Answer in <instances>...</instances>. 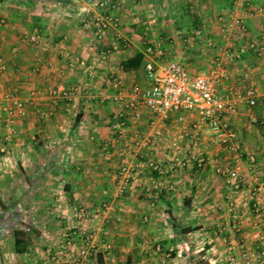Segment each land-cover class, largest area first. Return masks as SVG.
Instances as JSON below:
<instances>
[{
    "label": "crops",
    "instance_id": "obj_1",
    "mask_svg": "<svg viewBox=\"0 0 264 264\" xmlns=\"http://www.w3.org/2000/svg\"><path fill=\"white\" fill-rule=\"evenodd\" d=\"M114 1L119 4L120 25L98 40L78 0H0V16L6 20L0 27V60L6 66L0 76V141L5 133L3 110L11 105L6 95L33 100L15 116V137L0 160V199L7 207L0 209V264H73L83 241L75 237L71 246L66 245L71 224L98 231L89 264H228L223 241L231 236V219L225 209L224 181L214 174L215 161L240 169L243 190L235 202L243 222L241 238L264 264L258 254L264 243L256 240L264 232V220L256 219L249 193L256 182L264 183V56L248 52L231 60L228 55L260 37L264 16L256 10L264 7V0L242 5L245 33L226 30L232 0ZM32 31L47 38V50L21 42V35ZM117 33L129 42L128 48L116 42ZM145 40L162 44L164 56L158 63L178 62L191 75L224 65L226 78L216 91L234 105L225 120L236 134L239 157L225 153L203 125L196 135L183 137L198 121L194 112L171 113L164 128H156L160 136L154 145L143 146L153 121L143 105L138 115L126 112V138L117 141L110 123L124 106L111 99L100 102V96L113 94L104 79L117 76L127 89L147 88L144 61L140 69L122 68V62L143 54ZM73 59L79 63L74 69ZM58 88L80 93L52 105L48 94ZM254 88L262 96L249 109L246 92ZM254 118L258 123H252ZM104 141L110 142L111 153L102 150ZM119 147L126 149L122 158L115 156ZM191 154L204 157V169L190 165L159 175L147 168L148 161L165 167L173 156ZM124 163L140 172L141 187L132 185L117 198L116 177ZM153 181L172 185L173 192L164 191L154 202L145 191ZM57 200L68 222L58 218ZM79 209L89 211V217L75 220ZM14 217L34 231L23 254L14 251ZM220 227L226 228L223 234Z\"/></svg>",
    "mask_w": 264,
    "mask_h": 264
},
{
    "label": "built area",
    "instance_id": "obj_2",
    "mask_svg": "<svg viewBox=\"0 0 264 264\" xmlns=\"http://www.w3.org/2000/svg\"><path fill=\"white\" fill-rule=\"evenodd\" d=\"M83 5L86 12V24L96 31V38L102 40L106 33L111 30H116L120 25L118 17L119 4L114 0H78ZM233 10L231 12V20L228 22L227 29L239 28L241 32H247L244 19L241 17L242 5L249 7V0H232ZM256 12L264 16V7L257 8ZM6 25V20L0 16V27ZM200 35V32L196 35ZM115 40L120 43L122 47L128 48L129 42L125 40L119 33L116 34ZM21 42L26 45H31L41 50H47L49 47L48 40L38 31L22 36ZM61 51L64 52V46L61 45ZM15 53V50L13 51ZM248 52L255 53L258 56H264V29L258 39L249 41L245 45L239 47L232 54H228L231 60L238 59ZM109 53V52H107ZM105 54V53H104ZM69 57L68 52L63 54ZM107 55V54H106ZM105 55V56H106ZM164 51L160 42L150 43L148 40L144 42L143 57L144 70L148 87L143 89L139 85H134L131 89L123 84L117 76H110L104 79V84L110 89L113 94L100 96V102L104 103L111 99L116 103H123V109L115 114L110 123V129L116 135L117 141L126 138V128L128 123V111L134 112L138 115L137 110L140 105L145 106L153 115V121L150 125V134L144 141L145 147L153 146L155 137L160 136L156 128H164L171 113L178 112H194L198 115V121L194 123L191 128L192 132H184L183 137H192L196 135L201 125L205 126L215 137L217 142L225 149L228 154L239 157L240 145L237 141L235 132L231 129L230 124L225 120L227 113L234 112V105L226 99L217 95V87H219L226 78V69L224 65L217 63L212 66L208 72L202 74L191 75L180 63L174 61H165L158 63L157 60L162 59ZM74 60V61H73ZM71 66L79 65L73 59ZM6 66L0 60V76L5 73ZM78 90L74 89H53L48 94V99L52 105H57L61 100L70 101L77 96ZM262 95L258 89H249L246 92L247 106L253 109L257 106V99ZM11 105L6 107L3 111L5 118V133L0 141V160L6 154L7 144L11 143L16 134V129L13 126V119L16 115L23 114L26 104L32 103L16 99L12 95H6ZM44 118L46 114L42 115ZM252 123H258L257 119H253ZM260 123V122H259ZM192 133V134H191ZM110 142L104 141L102 143V150L104 153H111L109 150ZM126 149L117 148L115 156L118 158L124 157ZM254 159H250V165L253 166ZM190 165H196L199 169H204L206 160L203 156L198 154L188 155L182 158L179 155L173 156L167 163V166H162L156 161H149L147 168L156 172L159 175L167 173L166 169H174L175 167L187 168ZM214 174L224 181L227 192L225 209L230 215L231 222L229 229L231 236L224 239L226 246L228 264H259V260L255 253L248 250L246 243L241 238V228L243 225L239 217L237 204L235 202L236 196L240 195L243 190V178L240 174V169L237 167L224 166L222 164L214 163ZM140 172L131 165L123 164L117 173L116 177V197L122 198L132 185L141 187L138 182ZM173 186L167 185L162 187L156 181L150 182L145 188L147 193H150L152 200L155 202L165 192H173ZM253 204L251 208L255 213L258 221L264 220V197H259V194H264V183L256 182L249 190ZM252 201V199H251ZM59 203V201H56ZM250 204L245 202L244 206ZM58 207V218L68 222V216L63 210ZM109 207H104L108 210ZM90 212L86 209H79L74 219L83 221L87 219ZM69 226V225H68ZM225 227L219 228V233L225 232ZM71 233L70 238L66 241V245L71 246L75 237H81L83 245L78 252V261L73 264H89V260L96 252V239L98 231H84L76 224H71L68 228ZM256 240L259 243H264V232L256 235ZM264 257V251H260ZM55 260V257H53Z\"/></svg>",
    "mask_w": 264,
    "mask_h": 264
},
{
    "label": "trees",
    "instance_id": "obj_3",
    "mask_svg": "<svg viewBox=\"0 0 264 264\" xmlns=\"http://www.w3.org/2000/svg\"><path fill=\"white\" fill-rule=\"evenodd\" d=\"M143 54L139 53L136 54L131 59H128L124 62H122V68L124 70H136L140 69V67L143 64ZM0 209L6 210L7 207L4 205V203L0 199ZM16 218H13L12 224V236L14 238V251L16 254H23L26 253L27 248L31 242L32 235L34 231L29 226H25L23 224H20L16 222ZM18 223V224H17ZM17 225V226H16Z\"/></svg>",
    "mask_w": 264,
    "mask_h": 264
},
{
    "label": "rangeland",
    "instance_id": "obj_4",
    "mask_svg": "<svg viewBox=\"0 0 264 264\" xmlns=\"http://www.w3.org/2000/svg\"><path fill=\"white\" fill-rule=\"evenodd\" d=\"M32 33H33V31H32ZM24 35H27V34H24ZM24 35H21V38H22V36H24ZM47 39V38H46ZM21 40V39H20ZM29 46H31V45H29ZM31 47H34V46H31ZM71 57V56H70ZM70 65H72V62H70ZM71 68H73L74 69V67L73 66H70ZM74 89V88H73ZM78 90V92H77V96H78V94L80 93L79 92V89H77ZM13 126L15 127V118L13 119ZM172 142H175V140H172L171 141V143ZM178 141H176V143H177ZM226 153V152H225ZM232 154H230V156H231ZM233 156V155H232ZM117 157V156H116ZM149 162V161H148ZM147 162V163H148ZM124 164H127V163H124ZM127 165H130V164H127ZM132 166V165H131ZM2 199V198H1ZM5 200H8V199H5ZM6 202H8V201H6ZM56 204H59V203H56ZM55 204V205H56ZM57 209H58V207H56ZM60 210H62V209H60ZM59 213V212H58Z\"/></svg>",
    "mask_w": 264,
    "mask_h": 264
}]
</instances>
